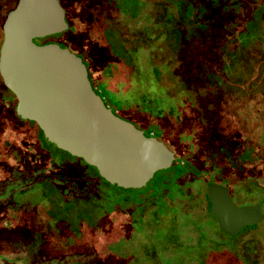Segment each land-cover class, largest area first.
<instances>
[{
	"label": "flooded vegetation",
	"instance_id": "obj_1",
	"mask_svg": "<svg viewBox=\"0 0 264 264\" xmlns=\"http://www.w3.org/2000/svg\"><path fill=\"white\" fill-rule=\"evenodd\" d=\"M57 1L63 9L67 28L55 34L64 32L66 34L57 37L47 35L35 38L33 41L36 44L54 43L68 50V45H70L77 52L78 50H88L93 43L104 46L108 49L109 55L100 56L96 59V70L93 74L90 73V69L82 57L76 54L77 52L74 53L73 50V54L79 56L84 64L90 86L101 98L104 106L109 108L114 115L130 122L146 137H153L163 143L158 133L159 130H167L169 136L176 135L179 138L184 134L193 139L195 143H198V147L208 154V157L206 156L204 159V164L201 163V166L198 167L199 164L193 161L189 165L188 162L182 160V157L178 155L179 150L177 153L175 149L169 150L163 144L172 152L173 159L168 167L155 171L153 175L156 173L157 175L161 174L163 173L161 171L164 170L169 171L166 175L168 177L174 165L176 167L173 169L176 171L177 168L185 169L184 166H186L187 168L192 167L196 170H202V174L209 175L207 176L208 179L223 180L227 185L209 181L200 187L191 183L176 182V186H173L175 188L173 189L174 192L170 194H167V191L160 192L161 185H157V195L153 198L155 202L146 205L145 200L138 201L136 197L152 194L151 185L153 184L147 185V183L153 175L139 188H123L110 184L98 174L94 166L87 164L80 157L73 156L57 148L43 137L41 130L33 121L17 115L15 112V97L4 86L0 78V138H2V141L5 137H8L10 132H17L18 130V125L12 118H16L19 120L18 122L28 121L34 128L28 136H17L14 143H9L7 138L3 141L7 151L3 153L4 158L0 160V167L5 168L7 173L14 174L9 175L12 178L22 180L24 178L28 179V182H32L31 184H41L53 194V197L46 198L48 201L47 206H43L39 211H31L32 226L27 228L30 234L27 235L28 240L23 241L26 244L21 243L19 240L10 241L12 242L11 245L9 244L10 247H17L15 254L23 257V254L26 253V256H28L35 251L33 247L35 243H40L41 239L42 243L49 242L50 247L56 249H62L61 246L57 245L61 244L62 241H72L78 239V237L82 238L83 243L88 242L94 240L96 236L94 232L100 229L101 234L104 233L101 236L103 238L99 243L100 247L111 245L110 242L117 240V237L120 241L122 239L130 240L132 246H135L134 248H137L142 255L151 259L152 264H156L152 260L158 249L167 254L165 260L169 259V264L173 263L174 259L178 264H186L185 260L191 259L193 264H204V262L206 264H244L247 258L253 260L251 253L247 251L249 249L251 252L252 249L249 243L239 245L237 239L244 232L252 230L254 224L241 227L234 235L221 230L215 217L209 212V201L205 194V187L208 184L224 186L227 188V192L230 188L237 198L236 203L230 197L229 192L228 195L236 206L257 204L259 212L264 215L262 211L264 201L251 199L253 193L240 200L242 199V193L237 191L233 179L240 177V179H245L247 182L248 176H246V172L242 173V170L234 165L236 156L231 155L226 161L214 158L208 149L206 139L209 138L207 135L209 136L211 129L217 131L222 127L221 133L226 131L227 135L233 134V132L227 131L232 123H229V121H224V123L222 119H218L223 115V111L226 112L225 108H222L223 102L220 97L215 94L208 95L205 90L174 88L167 82V63L164 62L163 65H158L153 61L150 62L149 53H142L143 50L148 52V48L141 46L143 39L141 42L140 33L138 36H130L124 28L118 29L113 21L112 23L108 20H106L107 22L103 21L104 17L103 19L96 17L93 20L87 11L86 0ZM16 2V0H0V42L2 40V22L6 14L14 8ZM97 7H99V4H96L95 8ZM100 8L102 9L101 5ZM138 11L139 9H134L136 14H138ZM66 18L69 21L72 20L73 26L71 28ZM97 38L99 40H96ZM152 39L155 40V36ZM142 56L146 67L148 65L150 68L149 77L152 82L149 77H143L141 82H137L131 72L132 69H137L136 66L141 62ZM154 73L157 74L154 75ZM102 80L110 81L112 85L111 93L120 88V100L104 98L95 90L104 91V87L100 86ZM152 85L156 89L155 91L151 89ZM210 114L213 116H209ZM162 121H164L163 125L161 124ZM39 149L42 150L44 155L41 163L34 160L32 155L33 152L37 153ZM174 162L176 163L174 164ZM253 168L255 166L250 168V172ZM93 176L100 177L104 186L110 185L118 188L120 198L115 200L100 193L92 183ZM162 181L160 179L158 183ZM167 188L171 189L172 186ZM129 190H134L137 195L131 198L125 192ZM66 207L70 208V213H61L60 208L64 209ZM260 207L262 208L260 209ZM133 211L135 213H132ZM111 212L120 213L124 220L122 228L125 231L129 228L125 223L132 221L133 225L139 226L142 236L132 238L130 233H128L130 235L126 234L125 237L112 236V230L117 223L116 220L109 218ZM178 213L179 219L186 224L185 228L179 227L177 229V226H175ZM244 228L245 230L241 233L240 231ZM174 231L177 236L170 238L169 233ZM107 233H110V235H107ZM40 234H42V237ZM159 234L162 237L161 240L164 241L162 245H157L156 242ZM218 234L224 235L226 242L219 243L216 237ZM71 241L70 243H72ZM88 245L84 252L79 250L80 246L65 249L66 260L74 262L73 257L75 256V263L80 261L79 264H103L98 263L97 258L95 259L98 253L94 250L95 245L92 248L89 243ZM169 247H174L175 257L171 256L173 252L172 249L169 250ZM78 256H83V258H76ZM134 257L129 255L121 258L118 264H137L136 260L133 259ZM207 260L211 261L208 263ZM46 261L48 260L41 262L45 263ZM141 264H147V260L142 261Z\"/></svg>",
	"mask_w": 264,
	"mask_h": 264
},
{
	"label": "rangeland",
	"instance_id": "obj_2",
	"mask_svg": "<svg viewBox=\"0 0 264 264\" xmlns=\"http://www.w3.org/2000/svg\"><path fill=\"white\" fill-rule=\"evenodd\" d=\"M96 4H99V7L95 8ZM86 6H88L87 11L93 20L96 17L100 19L104 17L103 21L107 22L106 20H108L111 23L113 21L115 26L127 30L130 36H138L140 33L141 42L143 39L141 46H144L151 36V38L158 36L151 43L157 46L161 45L163 48H160L161 46L148 48L150 50V62L155 61L156 64L163 65L164 57L166 58V54L170 52L167 58H169L168 60L172 65L178 64L183 68L186 67V69L192 68L199 81L202 82L207 79L217 84V89L220 91V99L224 103H222V108L224 107L226 111H223V115L218 117V119L232 123V128L229 126L227 129L228 132L239 133V147L235 154L234 165L239 167L243 173L257 165L256 163L264 158V0H86ZM132 6L139 9L138 14L133 12V15L130 16L129 11L127 14L123 12L124 9ZM67 22L70 23L71 28L73 26L72 20ZM145 22L148 24L154 23L156 26L150 27ZM65 34L64 32L50 36L57 37ZM96 40L99 39L97 38ZM68 48L72 53L73 50L74 53L77 52L70 45H68ZM163 50L166 51L165 54L162 53ZM142 53L146 54L148 52L143 50ZM76 54L82 57L90 69V73L93 74L96 70V59L100 56L109 55V51L104 46L93 43L88 50H78ZM136 68L135 70L132 69L133 71L131 72L137 82H141L143 77H149L150 68L148 65L146 67L143 56ZM170 70L171 68L167 69L166 76L168 84L171 85L174 84V79L170 75ZM149 80L152 82L151 78ZM182 85L183 87L185 86V84ZM100 86L104 87L103 92L98 89L95 90L102 97L120 100V88L111 93L112 85L107 80L100 81ZM180 88L182 86L178 85L176 89ZM151 89H154L153 91L156 90L153 85ZM195 89L198 90V88ZM211 114L209 116L212 117L213 115ZM12 119L17 123L18 130L17 132H10L3 141L7 138L9 143H14L17 136H28L33 132L34 128L28 121L18 122L19 120L16 118ZM161 124L163 125L164 121ZM159 128L162 129L161 126ZM220 130H222V127L217 131ZM158 133L163 144L169 150L175 149V152L179 150L178 155L182 157V160L188 162L189 165H191L192 161L199 164L198 167L201 166V163L204 164V159L206 156L208 157L207 152L199 148L198 143H195L189 136L184 134L180 138L176 137V135L169 136L167 130H159ZM223 133L227 135L226 131ZM3 141L0 138V160L4 158L3 153L7 151ZM32 155L34 160L39 163L44 157L40 149L37 153L33 152ZM177 159L179 160V157ZM260 165L262 166V164ZM260 165L256 166V170L247 173L246 176H250L248 179L255 175L256 172L258 173ZM175 167L176 165L172 167L168 177L166 175L169 171L162 170L161 172L163 173L154 174L147 183V185L153 184L151 185L152 194L142 197L137 196V200H145L146 205L155 202L153 198L157 195V185H161L159 188L160 192L167 191V194L174 192L173 189H175L176 182L191 183L200 187L209 181L227 185L223 180L208 179L207 176L209 175L202 174V170L184 166L185 169L177 168L176 171L173 169ZM9 175L14 174H9L5 168L0 167V264H79L80 261L75 263V256L73 257L74 262L66 260L64 250H67L68 247L80 246L79 250L84 252L86 246H89L88 243L91 248L95 245L94 250L98 252L95 259L97 258L98 263L118 264L119 259L133 255L136 257L133 259L136 260L137 264L138 262L141 264L142 261L146 260L147 264H152L151 259L142 255L137 248H134L135 246H132V241L130 240L122 239L120 241L117 237V240L110 242L111 245L100 247L99 243L103 238L101 236L104 234H101L102 231L100 229L94 232V235H96L94 240L92 239L88 242L83 243L81 237H78V239L74 238L75 240L72 241H62L61 244H57L62 249L51 248L48 241V243H42L41 239L40 243H35L33 247L35 251L31 249L33 253L28 256L25 253L23 257L17 256L15 254L17 247H10L12 244L10 241L19 240L21 243L26 244L23 241H27V235L30 234L27 228L32 226V221L30 220L31 211H39L43 206H47L48 201L46 198L53 197V194L41 184L34 185L31 184L32 182H28V179H15V177L12 178ZM254 178L258 177L255 176ZM160 179L163 181L158 183ZM233 182L236 184L237 191L242 193V199L240 200L249 196L252 193L250 190L254 191L251 199L261 200L260 198L264 197V186L261 185L263 187L261 189L259 184H257L258 186L252 185L253 183L256 184L254 179H249L246 182L245 179L238 177L234 178ZM92 183L105 196H110L115 200L120 198V190L110 185L104 186L100 177L93 176ZM169 186H172V188H167ZM249 188L251 189L249 190ZM125 192L131 198L137 195L134 190ZM228 192L234 203H236L237 198L233 195L230 188ZM60 210L62 211L63 208H60ZM262 211L264 213V209ZM132 213L135 212L133 211ZM109 218L116 220L115 222L117 223L112 230V236L125 237L126 234H131L132 238L134 236H142L139 226L133 225L132 221L125 223L129 227H126L128 228L127 231L122 228L124 220L120 213L111 212ZM179 218L178 213L176 228H185L186 224ZM244 230L245 228L240 232L242 233ZM107 235H110V233H107ZM40 236L42 237V234ZM168 236L174 238L172 236L176 237L177 233L174 231L169 233ZM216 237L219 243L226 242L224 235L218 234ZM161 238L160 234L157 235V245H162V242H164ZM237 240L239 245H244L248 242L252 248L251 252L249 249L247 251L251 253L253 260L247 258L244 264H264V215L260 221L254 224L252 230L244 232ZM173 248L169 247V250L172 249L173 252L175 250ZM202 251L204 252L203 249ZM166 256L165 252L158 249L152 261L156 262V264H169V259L165 260ZM171 256L175 257V252L171 253ZM76 258L81 259L83 256ZM43 260L48 261L45 263L41 262ZM207 261L209 263L211 260ZM185 262L186 264H193L192 259L185 260ZM170 264L178 263L174 259L173 263L171 262Z\"/></svg>",
	"mask_w": 264,
	"mask_h": 264
},
{
	"label": "water",
	"instance_id": "obj_3",
	"mask_svg": "<svg viewBox=\"0 0 264 264\" xmlns=\"http://www.w3.org/2000/svg\"><path fill=\"white\" fill-rule=\"evenodd\" d=\"M57 0H17L1 29L0 78L16 100L15 112L33 121L57 148L80 157L114 186L139 188L173 154L114 115L92 90L81 59L54 43L33 39L64 31ZM209 212L230 235L261 220L258 205L236 206L227 188L208 184Z\"/></svg>",
	"mask_w": 264,
	"mask_h": 264
},
{
	"label": "trees",
	"instance_id": "obj_4",
	"mask_svg": "<svg viewBox=\"0 0 264 264\" xmlns=\"http://www.w3.org/2000/svg\"><path fill=\"white\" fill-rule=\"evenodd\" d=\"M127 8V7H126ZM134 7L132 6L131 8L129 7L128 9H124V13L127 14V12H130V16L133 15L134 12ZM144 22V21H143ZM145 24H148L147 22H145ZM148 26H156L154 23H149ZM117 28L119 29V27L117 26ZM152 37V36H151ZM150 37L151 40L147 41L146 44L144 46H146L147 48H157L159 46H157L156 44H152L151 42L155 41ZM158 36H156L155 38H157ZM147 40V39H146ZM157 46V47H156ZM160 48H163L162 46ZM170 48V47H169ZM157 50V49H156ZM150 52V50H148V53ZM165 50L162 51L163 54H165ZM170 54L167 53L166 54V58L164 57L163 62L167 61V66L166 68L170 70V75L173 77L174 79V84H171L174 88H177L178 85H181L182 88H187L186 90H188V88H190V90H196L195 88H198V90H205V92H207L208 95L210 94H215L217 96L220 97V91H218L217 87L218 85L211 82L210 80L206 81H199L197 79V75L193 72L192 68L190 69H186L183 68L182 66L178 65V64H171L169 62V58H167V55ZM155 62V61H154ZM159 65V64H158ZM157 74V73H156ZM154 73V75H156ZM184 82V83H183ZM182 84H185V86L183 87ZM177 85V86H176ZM195 87V88H194ZM221 98V97H220ZM220 132V131H219ZM207 142H208V149L210 151V154L214 157V158H220L222 160H226L229 159L231 155H235L237 153V149L239 147V133H233V134H228L225 135L224 133H218L215 129H211L209 131V136L207 135ZM236 156V155H235ZM246 158V157H245ZM227 161V160H226ZM246 161V160H245ZM257 165H254L255 168L252 169V171L256 170V166L258 167V165L262 164V166L260 165V169L262 168V170L258 169V173L256 172L255 175H253L251 178L249 179H254L256 184H252V185H257L259 184L260 186H264V158L261 159V161H259L258 163H256ZM251 169H248L247 171H245L246 173H249ZM260 172V173H259ZM255 176H257L258 178H254ZM250 177V176H248ZM247 177V182L249 181ZM258 186V185H257ZM261 186V189L263 188ZM260 188V187H259ZM251 189V188H249ZM260 190V189H258ZM252 193H254L253 190H250ZM262 201H264V197L260 198ZM70 213V208L66 207L64 208L61 213Z\"/></svg>",
	"mask_w": 264,
	"mask_h": 264
}]
</instances>
